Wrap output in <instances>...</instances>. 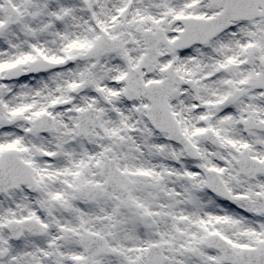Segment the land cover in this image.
Segmentation results:
<instances>
[{
	"label": "snow or ice",
	"instance_id": "1",
	"mask_svg": "<svg viewBox=\"0 0 264 264\" xmlns=\"http://www.w3.org/2000/svg\"><path fill=\"white\" fill-rule=\"evenodd\" d=\"M0 264H264V0H0Z\"/></svg>",
	"mask_w": 264,
	"mask_h": 264
}]
</instances>
